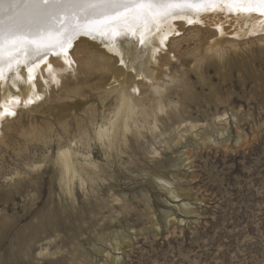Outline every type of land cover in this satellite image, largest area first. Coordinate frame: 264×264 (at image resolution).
<instances>
[{"label": "rangeland", "instance_id": "rangeland-1", "mask_svg": "<svg viewBox=\"0 0 264 264\" xmlns=\"http://www.w3.org/2000/svg\"><path fill=\"white\" fill-rule=\"evenodd\" d=\"M183 31L162 83V89H168L163 92L167 109L175 113L178 107L183 114L178 112L166 125L160 120L153 134L146 130L134 144L136 152L114 153L107 159L92 139L96 123H106L116 107L113 97L102 99L104 86L111 81L97 72L76 76L69 67L66 73L82 86L81 95L60 98L62 83L52 82L53 96L19 105L16 115L0 125L5 135L0 139V264H264V39L242 40L231 48L223 44L227 48L218 55L205 45L212 42L209 31L190 26ZM91 48L97 50L92 44ZM86 76L89 80L83 83ZM40 82L46 89V79ZM79 116L87 124L84 138L77 131ZM60 120L71 128L65 130ZM190 121L197 127L191 129ZM143 122L155 123L153 117L146 121L141 117ZM68 145L80 151L77 159L82 165L91 155L104 168L96 192L91 186L87 191L76 189V204L62 193L54 165L58 151ZM156 148L162 153L155 154ZM186 157L190 159L182 162ZM170 158L177 159L178 166H161ZM34 165L38 169L33 170ZM24 171L34 181L28 177L20 181ZM153 174L183 189L182 201L175 202L168 186H159ZM119 193L127 198L114 201ZM94 196L107 206L90 212ZM50 214L61 215L67 223L62 220V227L42 230L41 223ZM121 232L127 236L121 238L124 248L114 251L112 243ZM100 235H109L106 243L98 240ZM46 247L49 250L44 251ZM102 247L108 250L98 251Z\"/></svg>", "mask_w": 264, "mask_h": 264}, {"label": "bare ground", "instance_id": "bare-ground-1", "mask_svg": "<svg viewBox=\"0 0 264 264\" xmlns=\"http://www.w3.org/2000/svg\"><path fill=\"white\" fill-rule=\"evenodd\" d=\"M189 19L194 21V23L189 24L187 22ZM187 25L190 27H194L196 29H203V30L209 31L210 36H211L210 39L212 40V42L210 41L209 44L205 43V45L206 46L208 45V49L213 50V52L218 53V55L220 52H222L221 51L222 48L224 49V47L226 46V45H224V47H223V44H227V46H230V48H231V47L237 46V44H238L237 42L242 41V40L251 39L253 41L255 39L256 40H263L264 39V16L260 15L259 13L247 14V13H241V12H237V11H230L229 8L227 6H225L223 3L216 4L209 11H201L199 13L189 12V13L183 14L180 17H176V18L169 19L167 21L160 22L159 25L157 27H154L151 32L145 33L143 45H139L137 43V41L139 39V29H134L132 33H128L127 35H125V33L127 32V29L121 27V28L116 29L117 35H115L111 38H109V36L105 35V36H103L99 39H95V40L92 39L91 36L79 35L76 39H74L72 41V47L68 49L67 53L62 54L59 58H56L52 55H49L45 61H42V62L37 61V64H35V65L32 63H28L27 67H23V66L20 67L16 73L9 72L7 67H5L4 68V74L8 78L6 80H0V105L3 106V107H0V111H3L4 108L6 107L8 110L17 113L19 111L18 110L19 105L24 104L29 99H32V100H35L36 102H38L39 99H37V97H42L44 95H45V97H47V96L49 97V95H52V92H50V90H49V88L52 86V84H51L52 82L59 83L61 81L62 88L59 90L60 91L62 90L63 92L61 95H59L60 98H62L64 96L68 97L70 95L71 96L72 95H81L84 92L83 91L84 89L82 88V86H79V83L74 82V80L71 78L69 73H66V71L69 69V67H71L74 71H76L78 73L76 76H78L79 74L92 75L95 72L102 73L101 75L106 76V78L110 79V81H111L110 83L108 82V84H109L108 86H106L107 84L104 86L105 87L104 88L105 94H103L104 96H102V99L105 100V99L113 97L115 99L113 101L116 102V107L113 109V111H110L109 118H108V116L106 117V118H108V121L106 122L105 120H103L106 123H102V122H101V124L96 123L92 139H93V141H95L94 142L95 145H97L100 148L103 155L107 159L112 158L114 153H116L118 155H122L123 153L129 154L130 151L132 153H134V152H136L134 144L139 143L141 140V137H145V131L146 130L148 132L150 131V133L153 134L154 132H156V130H159V128H158L159 123L158 122L160 120L164 122V125H166L170 122L172 123V121L174 120V116L177 117V115L179 114L178 112H180L179 110H177L178 107H176L177 109H176L175 113H171V111L168 110V109H171L169 106H168L169 108L167 109L168 103H165V101H164L165 98L163 96V92L165 89H167V87H166L167 85H165V87H166L165 89H162V88H163V85H164L163 82L165 81V76H166L165 70L166 69L170 70V66L172 65L171 54H172V56L176 57L175 53H173V51H174L175 47H179L180 40H181V38H183V36L185 34V31H183V30H184V28H186V29L188 28ZM228 26L233 27V30L231 33H230V31H228ZM157 28H158V30H157ZM208 38H209V36H208ZM204 39H206V38H204ZM178 41H179V44H178ZM207 41H208V39H207ZM91 44L97 50H94L93 48H91ZM227 46H226V48H227ZM239 46H240V43H239ZM203 47H204V45H203ZM174 57H173V59H174ZM121 59H123V61H124L123 64L120 63ZM196 60H194V61H196ZM65 61H69L70 64L65 63ZM49 65H51L50 68L48 67ZM29 69H31V72H29ZM167 72H170V71H167ZM30 76H31V79H29ZM88 77H90V76H88ZM88 77L86 76L84 79L82 78L81 81L83 83L87 82L89 80ZM41 78L46 79V82H47L46 83L47 84L46 89H44L43 86H41V82H40ZM174 80H176V79H174ZM162 83H163V85H162ZM165 84H167V83L165 82ZM183 85H184V83H183ZM170 88H172V87H170ZM97 90H98V88H97ZM99 90H101V89H99ZM185 90H186V88H185ZM60 91H58V92H60ZM94 91H95V89H94ZM186 92L184 94H187ZM147 93H149V94H147ZM190 93H189V96H190ZM13 98H18L20 102L15 103ZM57 98H58V96H57ZM65 98H63V99H65ZM187 98H189L188 95H187ZM166 99H169V98H166ZM170 99H172V98H170ZM184 99H185V97H184ZM191 99H193V98H191ZM110 100L111 99H109V101ZM47 101H48V99H47ZM172 102H170L171 105H172ZM183 104H185V103H183ZM175 105H178V104H175ZM180 105H182V104H180ZM38 106H40V105H35V109H37ZM26 112H28V111H26ZM91 113H95V111L94 112L92 111ZM181 114H183V113H181ZM96 115H98V114H96ZM182 116H184V115H182ZM9 117L10 116H7V115L0 117V125H2L5 120L8 121ZM79 117H78V122H77V131L79 132V135L80 134L82 135V134H85V132L87 130V128H86L87 124L85 125L84 121H82V119H81L82 116L80 118ZM141 117L143 118L144 121H146L149 118L152 119V117H153L154 121H155L154 125L149 126V125H147L148 123H144V122L140 123ZM63 118H64V116H63ZM90 118L92 121V117H90ZM103 118H105V117H103ZM219 118H220L219 121L224 120L223 116H220ZM219 118H217V120ZM61 119H62V117H61ZM13 120H15V119H13ZM63 120H65V118ZM85 122H86V120H85ZM191 122L192 121H190V123ZM61 123H62V121H61ZM149 123H150V121H149ZM62 127L65 128V130H68L71 128V125L69 122L66 121V122L62 123ZM196 127H197V125L195 123H191V129H194ZM12 128H13V124L9 123L8 124V130L10 131V130H12ZM44 131H46V130H44ZM40 132H42V131H40ZM88 132L89 131H87V133ZM37 133L38 132L34 133L35 136L37 135ZM42 133H44V132H42ZM223 133H224V131L222 132V134ZM4 136L5 135L3 134L2 130L0 129V139L2 138V140H3ZM42 136H44V135H42ZM88 136H89V133H88ZM84 137L85 136H83L82 138H84ZM87 138L89 139L90 137H87ZM207 139H208V137H207ZM73 140H75V139H73ZM79 140H81V139H79ZM208 140H211V139H208ZM72 142H70V143H72ZM77 142H78V140H77ZM67 144H69V143H67ZM78 147H80V146H78ZM154 152H155V154H161L162 153L157 148L154 150ZM79 153H80V151L78 152L77 149L72 147V145L71 146L68 145V147L60 149L58 151V154L56 155V158L54 159V165H55V168L58 171V175H59V177L57 179H59L60 189H61L62 193H64V195L67 198H70V200H71L70 202H73L75 204L77 202L76 198H75L76 197L75 196L76 189L87 191L86 189H88L91 186L93 192H96L95 191L96 187L100 186V184L103 183L101 181L104 180V178L102 177L104 168L100 164H98L97 161L91 159V155H89L88 157L86 156L89 159L86 163L83 161L85 164L83 163L84 165H82V163H79V161L77 159ZM183 153H185V152H183ZM182 155H185V154H182ZM83 156H84V154H83ZM187 159H190V157H186V158H183L181 160L183 162L184 160H187ZM52 160H53V158H52ZM176 160L177 159H175V158H170L168 160L169 164H167V162L165 163L166 165L161 163V164H163L161 166H163V167L178 166L176 163ZM32 167H33V170H35V168L38 169L37 165H34ZM24 172L25 173L20 172L21 173L20 176L18 175L20 178V181L26 180L27 177L29 178L30 183H31V181H34V179H31V178H33V176L29 172H26V171H24ZM35 176H37V175H35ZM35 176H34V178H35ZM173 176L177 179V173L176 172L173 173ZM38 177H39V174H38ZM153 177H154V179L159 181L157 183V184H159V186L160 185L162 187L168 186L167 190L172 195V197L174 199H176L175 202H181L182 201V198L179 199V197L182 195L180 193V191H183V189H181L180 187H177V189L174 188L175 186L173 187L172 183L169 180H167L168 178L165 179L164 177H161L159 175L157 176L156 174H153ZM20 181L18 180L19 184H20ZM21 184L23 185L22 182H21ZM24 184H27V182ZM175 184H177V183H175ZM32 187H34V186H32ZM16 189H18V185L16 186ZM34 189H35V187H34ZM36 189H37V187H36ZM92 190H91V192H92ZM17 192H19V191H17ZM173 193H176V194L173 195ZM85 195L89 196V192H85ZM65 196H63V197H65ZM146 196L147 195L145 194L144 199L148 197V196L147 197ZM94 197H95V204L92 201L89 202L90 205L94 204L93 205L94 207L91 206L92 208L90 209V212H95L96 210L101 209L103 207L105 208L107 206V205L103 204L104 202L102 203L100 197H98V196H94ZM114 197H115L114 201H121L122 199L125 200L127 198V195L119 193V194H115ZM184 204H185V202H183L182 205H184ZM69 206H70V204H69ZM96 207H98V209H96ZM121 207H123V206H121ZM129 207H130V205H129ZM48 210L46 211L47 213H49ZM51 212H53V211H51ZM86 212H88V211H86ZM43 213L40 214L39 216H41V215L44 216ZM58 213H57V215H58ZM51 214H50V216H48V218H44L43 222L41 223V229L42 230H44V229L47 230L48 229L47 226L60 228L64 225L63 221H65V220L60 218L61 215H60V217H58L59 215L55 216V215H51ZM79 214H80V212H79ZM47 215H49V214H47ZM68 216H70V214ZM77 218L75 216V219H77ZM70 221H69V223H71ZM85 222H87V221H85ZM68 225H70V224H68ZM58 231H56V232H58ZM41 232H43V231H41ZM46 232H44V233H46ZM123 233L124 232H121L119 234L120 235L119 240L114 239L115 244L112 243V249L114 251H118V250H121L124 248V246H122L121 238L125 239V237H127V236L123 235ZM48 234H49V232H48ZM114 234L115 233L113 232V236H114ZM107 236L109 237V235H104V236L100 235V236H98V240H101L103 243H106V239L108 238ZM39 237H40V235H39ZM73 238L71 237V240ZM68 240H70V239L68 238ZM29 241L31 243V241H32L31 238H29ZM73 241H74V239H73ZM73 241L71 243H73ZM125 243H127V242H125ZM74 245H76V244H74ZM123 245H124V242H123ZM48 248L49 247H46L44 249V251L49 250ZM72 248H74V247H72ZM21 249L19 248L20 251H21ZM112 249H110L107 252V255H110V252H112ZM107 250H108L107 248H103V247L98 249V251H100V252H104ZM44 251L42 250V252H44ZM95 251H96V249H95ZM17 252H19V251L17 250ZM52 254H55V253H52ZM78 257L80 258L81 256H78ZM83 260H84V258L82 259V261ZM76 261H77V259H76ZM86 261H88V259H86ZM83 262H85V260Z\"/></svg>", "mask_w": 264, "mask_h": 264}, {"label": "snow or ice", "instance_id": "snow-or-ice-1", "mask_svg": "<svg viewBox=\"0 0 264 264\" xmlns=\"http://www.w3.org/2000/svg\"><path fill=\"white\" fill-rule=\"evenodd\" d=\"M218 3L230 11L264 16V0H0V80L8 78L5 67L16 73L49 55L59 58L79 35L95 40L117 35V28H126L125 35L139 29L137 43L143 45L145 33L160 22L209 11ZM187 22L194 23L191 19ZM33 102L29 99L25 103ZM5 115L16 113L5 107L0 117Z\"/></svg>", "mask_w": 264, "mask_h": 264}]
</instances>
